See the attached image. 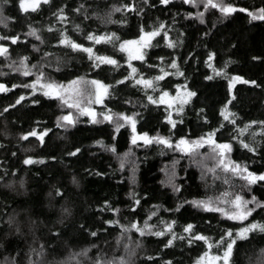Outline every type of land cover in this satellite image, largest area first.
<instances>
[{"label": "trees", "instance_id": "trees-1", "mask_svg": "<svg viewBox=\"0 0 264 264\" xmlns=\"http://www.w3.org/2000/svg\"><path fill=\"white\" fill-rule=\"evenodd\" d=\"M227 2L249 10L264 7V0ZM121 3H134L137 9L144 8V11L139 16L135 12H113L111 20L115 22H108L107 13L111 6ZM81 4L84 9L80 13L72 11ZM61 6L66 8L68 23H60L52 15ZM3 9L5 16L14 19L7 28L0 25V35L23 33L31 25L40 30L38 34L44 43L34 37L21 36L22 42L17 45L5 42L9 45V59L0 56V73H3L0 83L9 89L0 92V262L6 256L11 258L19 253L18 264H26L25 253L29 246L42 244L45 249L42 264H94L97 256L104 260L124 257L128 264H167L168 261L193 264L205 251L203 242L197 241L189 246L186 242L176 241L173 247L166 248L167 232L160 237L151 234L141 237L135 230L123 232L122 227L132 222H144L155 211L156 215L148 221L155 226L154 230L164 229L165 224L160 221H175L173 230L180 234L183 227L191 223L194 232L217 240L229 227L243 225L185 201L214 198L224 191L239 192L247 199L256 196L264 201V182L248 186L244 180L235 177L230 184H224L223 174L221 179H214L213 173L206 171L213 164L206 149L198 151L200 155L193 162L192 158L156 143L146 147L131 145L128 124L118 132L114 131L116 113L138 114L134 116L138 133L170 137L173 141L182 135L194 139L218 128L214 138L233 144L232 160L247 166L250 171L264 172V137L260 135V126L253 125L243 136L237 131L249 121L264 120V21L251 20L246 13L239 11L224 16L215 9L205 10L202 5L193 7L182 0H171L168 5H161L159 0H149L148 5L143 0H51L42 4L37 12L29 14L19 12L18 0H10ZM198 11L204 12L203 24L195 15L186 18L188 12L195 14ZM122 19L127 23H121ZM159 22H163L166 28L145 50L147 63L138 60L130 63L145 78L159 75L161 68L170 73L159 82L170 93L176 91L177 84H186L197 93L184 106L181 115L172 111V119L177 121L175 128L165 120L167 106L150 104L146 98L145 91L154 96H158V92L145 90L127 80L123 84L116 83L130 71L129 62L125 53L119 51L118 44L114 46L113 43H95L86 39L90 32L94 35L115 33L123 41L139 36L141 25L145 30H151V26ZM75 25H79V31L74 30ZM49 26L54 30L48 31ZM62 30L75 42L91 47L96 55L118 60L120 66L101 64L99 68H92L93 61L89 60L87 53L72 51L70 47L57 43ZM164 31L168 32L169 40L176 47H167ZM34 44L39 46V52L33 51ZM45 52L51 55L45 57ZM209 52L214 53L213 59L208 61L211 68L205 63ZM22 55L29 57L27 66L43 64L44 77L57 83L65 84L76 77H86L112 85L103 103L94 105V111L99 114L110 110L113 122L104 121L97 115L101 122L90 123L89 117L83 116L71 126L57 127V116L67 114L69 109L61 107L57 99L46 98L39 91L32 93L30 88L19 86L35 79V75L23 76L9 67L13 62L18 64ZM158 57H163V61ZM172 59L176 60L183 75H175V70L169 67ZM222 67L226 75H215L214 69ZM236 75L254 80L256 85L234 84L232 95L236 99L228 104V110L236 114L237 123L233 125L219 113L230 99L228 81ZM206 76L213 78L208 80ZM14 84L18 87L13 88ZM21 95L25 99L16 104ZM33 99L39 103L33 104ZM5 108L8 110L4 111ZM200 109L204 111L200 112ZM221 124L224 126L220 127ZM33 128L37 132L45 128L51 130L45 136L44 144L35 137L20 140L22 133ZM253 132L256 133L254 139ZM233 135L238 139L231 140ZM240 139L254 144L255 154L242 148ZM77 147L79 153L67 155ZM112 147L115 152L110 150ZM28 156L43 162L25 165L23 160ZM174 160H178L174 183L180 186L179 192H174L168 183ZM162 169H167V174ZM56 189H60L62 195L57 196ZM130 192L137 194L141 201L134 211ZM105 201L119 211L108 210ZM65 208L69 209L70 215L64 213ZM107 220L118 223L109 225L104 223ZM253 220L264 222V211L257 209L244 223ZM92 231L97 232L96 237L91 236ZM53 232L61 235L54 237ZM124 244H128L129 249L126 250ZM85 249L86 255H76ZM262 250L264 234L250 233L249 240L237 242L233 264H264ZM216 252L213 244L210 254Z\"/></svg>", "mask_w": 264, "mask_h": 264}, {"label": "snow or ice", "instance_id": "snow-or-ice-1", "mask_svg": "<svg viewBox=\"0 0 264 264\" xmlns=\"http://www.w3.org/2000/svg\"><path fill=\"white\" fill-rule=\"evenodd\" d=\"M10 0H0V25L7 28L9 26V22H11L14 18L10 16L4 15L3 6L8 5ZM51 0H18V9L22 14H29L30 12H37L42 4H48ZM145 5L149 4V0H143ZM161 5H168L171 3V0H159ZM184 4H191L193 7H199L202 5L203 9H215L219 11L222 15L228 16L234 12H243L248 15L251 20H260L264 21V7L256 8L254 10H249L245 7H238L231 2H227V0H182ZM154 6V5H153ZM84 9V5L81 4L78 7L74 8L72 11L76 13H80L81 10ZM135 12L137 16L140 15L141 12L144 11V8L137 9L134 3H121L119 6H111L110 11L107 13L108 22H115L111 20V14L113 12ZM53 17L56 21L60 23H68V16L66 13L65 6L58 7L55 12L52 13ZM95 15V13H94ZM195 15V18L199 20L200 23H204V12H196L193 14L192 12H188L186 14V18L192 17ZM87 15H85V19H87ZM121 23H127L126 19H122ZM166 28V25L163 22H159L158 24L151 26V30H145V26L141 25L139 28V36L135 40H123L120 41L118 37H116L115 33L111 34H101L94 35L93 33H88L86 39L90 41H94L95 43H113L118 44L119 51L126 52L128 54V68L129 72L126 76H124L121 80H117V84H123L124 81H131L137 86H142L143 89H150L152 92H158V96H154L149 92L145 91V95L150 104L153 105H166V111L168 114L165 116V120L171 128H175L177 121L172 119V110L174 109L176 114L179 116L183 113L184 106L191 102V98L195 97L197 93L187 87V85H175L176 94H171L167 89L161 87L159 82L164 79L165 76L170 75L163 68L160 69V74L152 77L145 78L144 74L136 67H134L130 61L138 60L144 63H147L145 60V52L143 49H147L151 47V41L156 36L161 35L162 30ZM27 31L23 33H17L15 35H0V56L5 57V59H9V45L5 42L10 41L12 45H17L21 41V36L23 37H34L35 40L40 41V43H44L41 35H39V29L28 25ZM48 31H53L54 28L49 26ZM74 30L79 31V25L74 26ZM206 34V33H205ZM163 39L166 41L167 47L174 48L176 44L169 40L168 32H163ZM59 45H63L65 47H70L72 51H80L88 54L89 60L93 61L91 64L92 68H99L101 64H108L114 67H119V61L103 55H96L93 52L91 47H85L84 45L75 42L70 37L65 34V31H59V38L57 40ZM32 49L34 52H39L40 48L38 45H32ZM51 53L45 52L44 56L48 57ZM214 57V53L209 52L207 56L206 64L211 68L212 65L208 63ZM19 63L16 64L13 62L9 67L12 71H19L23 76H31L35 75V79H32L30 83L19 85L24 88H30L32 93L41 92L42 95L46 98L57 99L60 101L61 107L66 106L68 109H76L78 114L83 116L87 115L90 119V123H99L101 122L96 117L97 115L102 116L104 121L113 122V114H110V110L103 111L97 114L90 106L93 102L96 104H102L104 98L109 95V89L112 85H108L103 83L98 79L86 80L83 77H76L68 81L67 85L58 84L54 81H49L44 78V72L41 69L44 67L43 64L35 65L33 64L31 68L27 66V62L29 61V57L27 55L19 56ZM161 61H163V57H158ZM253 59H258V57H253ZM148 67L152 68L155 65H148ZM172 69L175 70L174 74L181 76L183 73L180 71V68L177 65L175 59H172L171 64L169 65ZM224 67H227L225 64ZM224 67L216 70L214 69L215 75H226L224 73ZM36 71L33 72L32 70ZM59 70V68H57ZM3 75V73H0ZM212 76H206L205 79H212ZM236 82L244 83V84H252L256 85V81L254 80H246L241 76H232L228 81V93L230 99L221 107L220 116L224 118L225 121L235 125L236 114L228 110V104H230L233 100L236 99L235 96L232 95V89ZM13 88L18 87V85H12ZM9 89L5 86V84L0 83V92H7ZM31 94V93H30ZM85 96L87 99L85 100ZM25 99L23 95H21L17 100L16 104H19L21 100ZM130 101H125V103H129ZM33 104L39 103V100L33 99ZM175 106V108H174ZM8 107H14V105H9ZM8 109L5 108L4 111ZM200 112H203L204 109H200ZM133 115H127L125 113H116L115 129L114 131L118 132L120 128L124 127L125 124H128L131 127V136H130V144L137 147H146L153 143L157 145H162L164 148L179 152L183 155H186L192 158L193 162L196 161V157L199 156L198 149L203 148L205 146L208 147L209 153L207 154L208 158L213 161L211 167L206 169L207 172L213 173L214 179H221V174H223V183L230 184L232 178L238 177L246 182L248 186L264 182V172H253L250 171L247 166L241 165L240 163L232 160L230 158V153L233 151V144L230 141H218L216 137V133L219 129H213L196 139H189L185 136H180L176 140H172L170 137L163 136H150L147 132H137L136 129V120ZM207 121V117L204 118ZM77 121L74 119L73 112L69 111L67 114H62L57 116L56 118V126L61 128H66L68 126L73 125ZM182 123V120L179 121ZM253 125H259V132L262 137H264V120L256 121L252 120L237 129L240 136H243L245 132H248ZM224 125L221 124L220 127ZM170 128V131H171ZM51 130L45 128L43 131L37 132L35 128L30 131L24 132L20 135V140H27L29 137H35L40 144L45 143V136ZM256 133L253 132V139L255 138ZM116 137L113 136V139ZM238 137L236 135L231 136V140H237ZM142 142V143H138ZM96 143L100 144L101 141H97ZM240 146L246 149L248 152L254 153L256 152V146L252 143H247L243 139L239 140ZM115 152V147L110 149ZM80 152V148H75L74 150L67 153L69 156H75ZM51 159H55V157H51ZM36 162L42 163L43 161H36L31 156L26 157L23 160V164L30 165ZM178 163V160L173 161L171 175L169 176L168 183L172 186V190L174 192H179L181 190L180 186L174 183L176 178L175 165ZM123 167V164H121ZM167 174V169H162ZM99 174V173H97ZM73 182L76 180L73 178ZM162 184L164 181L161 182ZM56 195H62L60 189H56ZM129 196L132 200V210L134 211L136 206L141 203L140 198L137 194L130 192ZM185 203H190L193 207L201 208L202 210L210 213H219L221 216L226 217L227 220L240 222L243 226L239 227H229L226 231H224L219 239L211 240L210 237L203 235L199 232H194V225L189 223L183 227L182 233L178 234L173 230V225L175 221L165 222L160 221L161 224H165L164 229L162 230H154L155 226L148 223L152 216L156 215V212L153 211L150 216H148L143 226H139L138 222H132L128 226H123L122 231L127 233L132 230H135L141 237L146 234H151L156 237L164 236L165 233H168L166 237V243L164 247H173L176 241L186 242L189 246L197 241L203 242L205 246V251L199 255L193 264H233V255L234 249L237 246L238 241H247L250 238V233L259 232L264 234V222L262 221H250L248 223H244L248 221L249 217L252 216L257 209L264 211V201H260L256 196H251L250 199L245 198L239 192H228L224 191L220 194L219 197H216L215 200L213 198H209L207 200H193V201H185ZM105 205L108 210L116 213L119 210L111 208L108 206L107 201H105ZM177 211L179 208L176 209ZM64 213L70 215L69 209L65 208ZM9 223H12L10 218ZM104 223L112 225L118 223V221L107 220ZM83 228V225H81ZM16 232L19 233L20 229L17 228ZM91 236L96 237L97 232L92 231ZM188 234V235H184ZM52 235L58 236L61 235L58 232H53ZM213 244L216 245L217 252L210 254V250L213 247ZM137 246L139 244L137 243ZM124 248L129 249L128 244H124ZM44 246L41 244L37 247L29 246L26 255V264H42V256L44 254ZM131 251V250H130ZM264 251V250H262ZM87 254V250H82L80 253L76 255L83 256ZM134 254V253H133ZM18 256L19 253L11 256L9 258L6 256L4 261L0 262V264H18ZM152 259L151 257H148ZM94 264H128V261L124 259V257H120L119 259L112 260H104L103 258L97 256L94 261ZM167 264H172V261H168Z\"/></svg>", "mask_w": 264, "mask_h": 264}, {"label": "rangeland", "instance_id": "rangeland-1", "mask_svg": "<svg viewBox=\"0 0 264 264\" xmlns=\"http://www.w3.org/2000/svg\"><path fill=\"white\" fill-rule=\"evenodd\" d=\"M138 38V36L137 37H135V38H130V39H126V40H135V39H137ZM153 40V39H152ZM145 50L146 49H143L142 51H144L145 52ZM125 53V56H126V58H127V61H128V54L126 53V52H124ZM29 68H31V66H28ZM33 72H35L36 70L35 69H33L32 70ZM45 78V77H44ZM84 79H86V80H92V78H86V77H83ZM46 80H49V79H47V78H45ZM49 81H51V80H49ZM57 83V82H56ZM68 83V82H67ZM67 83H65L64 85H67ZM104 83V82H103ZM58 84H62V83H58ZM171 94H173V95H175L176 94V91L174 92V93H171ZM87 99V97L85 96V100ZM94 105H97L96 103H92L91 105H85V106H90L93 110H94ZM64 107H66V106H64ZM67 108V107H66ZM174 108H175V106H174ZM68 109V108H67ZM69 111H71V112H73V114H74V119L75 120H78L79 118H81V117H83V116H87V115H83V116H81V115H79L78 114V112H77V110L76 109H69ZM172 111H175L174 109L172 110ZM90 119V118H89ZM194 139H196V138H194ZM202 149H206V151H208L207 153H209V149H208V147L207 146H205V147H203V148H200V149H198V151H200V150H202ZM220 196V195H219ZM219 196H217V197H219ZM215 198L216 197H214L213 198V200H215ZM207 200V199H206ZM143 223L144 222H140V223H138L139 224V226H143ZM149 223V222H148Z\"/></svg>", "mask_w": 264, "mask_h": 264}]
</instances>
